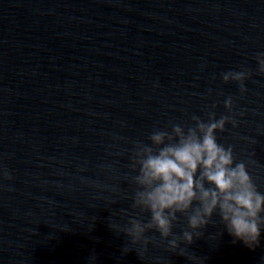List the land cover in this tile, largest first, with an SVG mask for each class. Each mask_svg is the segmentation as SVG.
Segmentation results:
<instances>
[{
    "label": "water",
    "instance_id": "95a60500",
    "mask_svg": "<svg viewBox=\"0 0 264 264\" xmlns=\"http://www.w3.org/2000/svg\"><path fill=\"white\" fill-rule=\"evenodd\" d=\"M262 52L264 0H0V264H264L218 214L175 249L125 233L137 145L194 115L237 121L218 143L264 192Z\"/></svg>",
    "mask_w": 264,
    "mask_h": 264
},
{
    "label": "clouds",
    "instance_id": "9594fccd",
    "mask_svg": "<svg viewBox=\"0 0 264 264\" xmlns=\"http://www.w3.org/2000/svg\"><path fill=\"white\" fill-rule=\"evenodd\" d=\"M256 59L264 74V52ZM251 74L245 69L222 76L225 83L239 82L241 92H246L244 81ZM224 103L231 112L232 98ZM192 120L193 126L171 124V131L156 129L149 136L151 144L137 145L132 165L138 170L133 177L138 186L133 207L150 213V219H130L125 233L147 246L145 234L156 230L165 239L172 236L168 243L175 249L181 240L173 234L178 214L187 218L191 229L182 233L187 243L201 236L199 229L218 214L234 242L254 249L264 229V192L258 189L247 164L237 163L233 148L218 143L216 135L226 131L229 123L237 126V121L229 115L217 119L214 112L208 113L207 122L195 115Z\"/></svg>",
    "mask_w": 264,
    "mask_h": 264
}]
</instances>
